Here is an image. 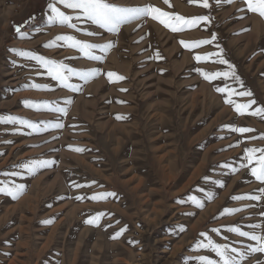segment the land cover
<instances>
[{
  "label": "rangeland",
  "instance_id": "374dc122",
  "mask_svg": "<svg viewBox=\"0 0 264 264\" xmlns=\"http://www.w3.org/2000/svg\"><path fill=\"white\" fill-rule=\"evenodd\" d=\"M49 2L0 0V117H18L47 129L37 132L19 123H0V181L25 185L17 199L0 194V264H198L195 257L214 258L194 248L202 232L235 247L243 246L237 241L252 243L222 226L253 231L249 225L260 224L255 231L264 232V200L231 199L258 194L264 184L246 168L229 173L221 165L237 166L244 148L264 147L259 138L264 119L238 115L215 91L224 82L206 81L196 71H224L226 66L198 63L193 55L215 52L218 44L243 82L240 90L253 94L234 98L264 106V19L237 11L242 0L219 5L210 0L209 9L188 0H114L130 7L152 4L185 17L207 15L210 22L173 33L145 18L122 26L118 34L100 30L101 38L49 23ZM17 25L24 36L16 32ZM81 27L92 31L97 26ZM60 34L93 43L111 40L114 47L97 62L66 46H44ZM213 34L212 45L194 50L179 43L211 39ZM12 49L63 60L78 69L99 67L102 73L112 71L125 79L109 82L101 74L84 82L72 77L71 83L79 86L73 91L38 74L43 69L35 61ZM157 51L162 59H150ZM26 101L49 102L66 108L67 114L36 110ZM118 114L126 118L117 119ZM57 121L64 127L50 126ZM224 125L254 131L240 134ZM238 141L243 142L229 147ZM32 160L54 163L32 176L18 167ZM17 171L22 174L10 175ZM217 180L224 182L222 187ZM200 188L216 193L202 209L181 202L189 195L202 197ZM103 192L116 197L87 199ZM77 195L85 199L77 200ZM225 207L242 210L219 216ZM99 212L105 215L98 225L85 223ZM49 219L51 223L42 222ZM214 227L221 228V236L211 233ZM120 229L126 230L113 239ZM257 262L264 264V254H252L242 264Z\"/></svg>",
  "mask_w": 264,
  "mask_h": 264
},
{
  "label": "snow or ice",
  "instance_id": "6c2138e0",
  "mask_svg": "<svg viewBox=\"0 0 264 264\" xmlns=\"http://www.w3.org/2000/svg\"><path fill=\"white\" fill-rule=\"evenodd\" d=\"M165 4H169V0H163ZM234 0H215V3L219 5L220 3H233ZM191 5H197L205 9L211 7L210 0H188ZM243 7L237 9L239 12H247L260 16L264 19V0H242ZM170 6V5H169ZM49 9V23L59 24L61 26H66L69 29L75 30L76 33H83L89 37H101V31L103 30L107 33L118 34L121 31L122 26L135 21H142L145 18H150L153 21H157L159 24L163 25L164 28L170 30L173 33H180L192 28L198 27L202 22H210V17L207 15L203 16H192L185 17L183 15L162 10L160 7L154 6L152 4H144L142 6H122L114 2V0H50L48 4ZM241 19L244 17L241 16ZM95 25L97 26L95 30L89 31L88 28H82L81 25ZM137 28L140 24L136 25ZM15 30L21 36L25 34L21 30V26H14ZM102 38V37H101ZM143 39V37H141ZM216 40L215 34L212 35L211 39H201L194 41H184L180 40L179 43L182 47L188 50H194L204 45H212ZM45 47L53 46H66L77 51L80 57L91 60L102 62L105 59V54L114 47V43L108 40L104 43H93L90 40L78 39L76 35L73 34H60L57 35L52 41H49L44 45ZM217 51L209 53H194L193 58L195 61L199 62H213L221 65H225L226 69L224 71L208 72L201 68H197L196 71L209 82L215 80H222L224 82L223 86H216L215 91L217 93L223 94L224 102L231 105L234 111L238 115H250L257 118L264 119V106L257 105L254 99H248L246 102H238L234 97H252V92L243 89V82L240 77L236 74L235 67L232 65L223 55V49L220 48L218 44L215 45ZM97 50L100 54H97ZM11 51L16 52L20 56L27 57L36 62L40 69H43L42 73L49 76L52 80L57 81L60 86L73 90L79 91V86L71 83L72 77H78L79 80L87 82L95 77L104 74L108 78L109 82H118L125 77L109 71L107 73H102L99 67L78 69L71 67L69 64L65 63L63 60H54L48 57H44L37 53L28 52L24 50L12 49ZM150 59L155 58L157 60L162 59L160 53L157 51L154 57H149ZM232 83H229V82ZM238 86V87H237ZM31 87L36 89H47L46 84H32ZM121 91H126V89H121ZM70 102V101H69ZM26 106L34 107L36 110H50L56 111L62 114H67V109L63 107H53L49 102H30L26 101ZM117 119H125L126 117L117 115ZM0 123H19L21 125H26L33 131H43L46 128H41L39 125L32 123L31 121L24 120L18 117H0ZM50 123L51 127L62 128L64 125L59 121L55 123ZM223 127L229 129L232 132L244 134L254 131V129L247 127H236L233 125H224ZM257 137H247V139H256ZM264 139V135L259 137ZM243 141H238L237 145H229V147L238 146ZM71 150L76 152L85 151L82 147L68 146ZM54 163L50 160H32L28 163L18 165V167L26 170L29 175H36L40 170L48 168ZM221 167L226 169L229 173H236L240 168H246L251 177H253L260 184H264V147H246L243 150L239 158V163L237 166L232 164H222ZM21 172H12L10 175L18 176ZM9 175V173H5ZM207 179V178H205ZM93 183H95L93 181ZM217 185L223 186V181H214ZM77 188L84 187V185L75 184ZM25 190L24 184H16L12 182L0 181V194L10 196L12 199H17ZM199 191L203 194L202 197L195 195H189L186 200L181 201L182 203H190L197 209H202L205 206L206 201L214 199L216 193L212 191H206L204 188H200ZM258 194L245 193L240 195L232 196V200H243L249 199L254 201L264 200V187H260L257 190ZM109 197H116V193L113 192H103L93 194L87 199L90 200H101L107 199ZM77 200L85 199L84 196L77 195L75 197ZM252 205H247L246 207H251ZM242 209L240 208H223L219 216L235 214ZM105 215L103 212L96 213L90 216L85 223L91 225H98L100 219ZM194 215V213H192ZM264 216V212L260 213ZM43 223H51L52 220L42 221ZM226 227L229 233H234L239 237L246 238L252 243L245 244L244 241H237L243 245L242 247H235L229 243H218L208 232L200 233L202 239L198 240L194 245L196 250H207L214 254V258L209 255H201L195 257L194 259L198 264H242V261L246 260L247 257L252 254H264V232H257L255 229H260L262 225L253 224L249 225L253 231H245L238 225L222 226ZM126 229H120L116 232L113 239L118 238ZM211 233L216 234V236H221V228L214 227L210 229ZM222 239L227 241L228 237L223 236ZM259 264V262H257Z\"/></svg>",
  "mask_w": 264,
  "mask_h": 264
}]
</instances>
